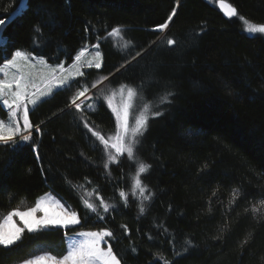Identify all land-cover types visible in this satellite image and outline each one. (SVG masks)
<instances>
[{
    "label": "trees",
    "instance_id": "obj_1",
    "mask_svg": "<svg viewBox=\"0 0 264 264\" xmlns=\"http://www.w3.org/2000/svg\"><path fill=\"white\" fill-rule=\"evenodd\" d=\"M217 1L27 0L2 28L0 64L16 49L70 62L84 44L99 43L102 67L85 69L30 111L41 127L32 141L0 143V216L49 190L81 218L68 230L25 231L17 246L0 248V264L19 261L37 245L61 252L65 231L104 228L114 233L106 239L121 264H264V36L245 34L238 19L264 23V0H223L237 10L233 17ZM19 2L0 0V20ZM173 8L170 26L153 31ZM116 26L122 42L106 35ZM168 38L176 44L167 45ZM103 76L108 80L91 88ZM121 83L136 87L137 101L150 109L138 157L152 166L142 176L154 196L143 202V214L139 196L130 192L136 164L125 155L106 172L103 146L70 106L83 86L90 97H102ZM168 92L170 102L162 103ZM91 102L95 111L87 107ZM83 115L103 135L115 132L106 102L88 99ZM120 189L130 193L127 207ZM234 189L240 195L233 202ZM94 191L115 206L99 210L104 220L81 201Z\"/></svg>",
    "mask_w": 264,
    "mask_h": 264
},
{
    "label": "snow or ice",
    "instance_id": "obj_2",
    "mask_svg": "<svg viewBox=\"0 0 264 264\" xmlns=\"http://www.w3.org/2000/svg\"><path fill=\"white\" fill-rule=\"evenodd\" d=\"M220 5L226 8L227 16L233 17L238 15L237 10L230 5H225L223 0H220ZM176 11L177 9L173 8L172 13L169 14L167 19L163 23L157 24L153 31L158 30L164 32L170 26V22L173 21ZM240 19L244 20V17L241 16ZM7 23L8 21L6 20H0V28ZM245 24V30L248 32L264 33V23H249L245 20ZM36 31L39 32L40 29L37 27ZM121 33V27L116 26L106 35L111 37L114 34L119 35ZM166 42L169 46L176 44L174 38H168ZM127 46H132V41H127ZM93 47L97 49L95 52L96 59L94 67L100 69L102 67V56L99 51L100 45L97 43ZM84 50L81 49L75 56V62L69 67L68 74H65L63 61L55 66L47 65L44 57H33L30 53H26L23 50H16L12 54V58L6 60L4 66L0 67V73H3L4 76L3 79H0V110L7 108L10 115L8 126L5 125L3 120H0V143L18 147L20 142L32 141L33 132L41 133L40 125H33L30 121L29 114L32 109L29 106L34 108L42 102L43 97L51 96L54 90L70 86L76 77H83L85 73L81 71V68L93 67L92 62L76 63L81 61ZM139 55L140 53H136V56ZM135 58V56L132 57L133 60ZM33 60H38V63L48 68L49 71L42 75L34 72L19 71L20 65L18 62H25L27 67L34 69L36 64L32 63ZM125 63H130V61H125ZM9 67L18 70V73L13 74L10 79L8 78V73L5 72V68ZM72 68H75L74 74L71 71ZM37 75H40V79L43 81L42 86L36 83ZM109 75L112 74L110 73ZM107 80L108 76L100 77L91 85V88H98ZM89 91L90 89L87 86L78 89L70 100V106L81 113V120L84 121V127L103 146V151L107 154V159L103 164L106 172L110 169L111 164L119 166L125 155L131 163L136 164V173L132 177L130 192L132 196H139L141 200L139 212L143 214L146 211L143 202L153 200L154 196L142 176V174H148L152 166L143 162L138 157L139 147L142 143L141 138L148 129L149 115L146 113L150 111L149 105L147 103L144 104L143 110L135 117L134 126H131L129 121L133 111L132 101L138 95L136 87L121 83L109 94L102 97H89ZM172 95L173 93L170 92L165 93L161 97V102H170L168 98ZM117 96L120 98L119 103L116 102ZM90 98L106 102L108 108L111 109L115 118V133L113 135H103L102 130H99V126L90 125L88 118L83 115V102ZM87 107L93 111L96 110L95 104H88ZM162 115L163 113L160 111H151L152 117ZM21 119L23 121L22 125L19 123ZM32 147L35 150L37 146L33 145ZM129 194L124 189H120L118 193L125 207L129 206ZM239 195V190L234 189L233 202ZM81 201L84 207L92 213H95L100 220L106 218L100 214V209H103L104 213L115 211V206L107 203L98 191L86 193L85 196H81ZM95 201H98V204ZM260 204L264 205V201H261ZM258 211L259 209L254 205L252 207L253 214L255 215ZM38 212L43 213V215L37 216L36 213ZM13 217H19L22 226H17L13 221ZM80 224L81 218L77 211L71 210L70 207H65L59 200H56L50 194L46 193L44 197L36 200L33 207L23 211L16 208L9 211L3 217L2 221H0V248L9 250L17 246L22 242L25 231L28 233H36L50 228L68 230ZM121 227L125 233L128 231L126 225H121ZM77 236L80 238L77 239ZM65 238L68 240L67 250L62 255H55L45 251L40 254L31 255L21 260L19 264H121L120 259L117 258L110 244L107 247H101V243L106 242V238H114V233L107 228L100 229L99 231L81 232L73 236H69L68 232L65 231ZM186 245L189 247L192 246V241L187 240ZM189 247H186L184 250L188 251ZM131 251L136 252V248L133 247ZM164 264H174V261L170 262L165 259Z\"/></svg>",
    "mask_w": 264,
    "mask_h": 264
},
{
    "label": "rangeland",
    "instance_id": "obj_3",
    "mask_svg": "<svg viewBox=\"0 0 264 264\" xmlns=\"http://www.w3.org/2000/svg\"><path fill=\"white\" fill-rule=\"evenodd\" d=\"M238 19H239V21H240V24H241V28H242V31L245 33V34H247V35H262V36H264V33H251V32H248V31H246L245 30V28H246V24H245V20L247 21V22H249V23H252V22H250L249 20H247V19H245L244 18V20H241L240 19V17H238ZM117 41H123V39H122V37H121V34H119V35H116V34H114V35H112ZM97 43H94V44H84L83 46H81L78 50H77V52H76V54L74 55V57H73V60L72 61H70V62H65V61H63V60H60V61H57V62H49L44 56H40V55H36V54H33V53H30V52H28V51H25V50H23V49H16V50H23V51H25L26 53H30L33 57H44L45 58V61H46V64L47 65H51V66H55V65H57V64H60L62 61L64 62V69H65V74H68V69H69V67L71 66V65H73L74 64V62H75V56L81 51V49H85L84 50V52H83V55H82V57H81V61L80 62H76V63H88V62H92L93 63V67H94V63H95V52H96V50L97 49H95L94 47H93V45H96ZM15 50V51H16ZM15 51H13V53L15 52ZM99 51H100V49H99ZM101 52V51H100ZM12 53V54H13ZM101 56H102V54H101ZM12 58V55L8 58V59H11ZM8 59H6V60H8ZM6 60H4L1 64H0V67H3L4 66V64H5V62H6ZM19 63V65H20V67H19V71H23V72H34V73H38V74H46L48 71H49V69L48 68H46V67H44V66H42V65H40L39 63H38V60H33L32 61V63H34V64H36V67L34 68V69H32V68H29V67H27L26 66V63L25 62H18ZM101 63H102V60H101ZM85 69H87V67H84V68H81V71H84ZM71 71H72V73L74 74V72H75V68H72L71 69ZM5 72H7L8 73V78L10 79L12 76H13V74H17L18 73V70L17 69H15V68H11V67H9V68H5ZM4 78V76H3V73H0V79H3ZM77 78V77H76ZM75 78V79H76ZM74 79V80H75ZM73 82V81H72ZM36 83L38 84V85H41L42 86V83H43V81L40 79V75H37V78H36ZM65 87H67V86H65ZM58 90V89H57ZM54 91H56V90H54ZM111 91H109V93H110ZM108 93V94H109ZM105 95V94H104ZM125 95H126V93H125ZM88 96L90 97V91H89V93H88ZM45 98H47V97H43L42 98V100L43 99H45ZM93 101V100H92ZM87 102H88V99L87 100H85L84 102H83V106L84 105H86L87 104ZM116 102L117 103H119L120 102V98H119V96H117L116 97ZM94 102H91V104H93ZM132 104H133V111H132V114L130 115V125L131 126H134V123H135V117L136 116H138L139 114H140V112L143 110V107L140 105V103L137 101V99H136V97H134L133 98V101H132ZM31 109H33L32 108V106H29ZM111 110V109H110ZM147 114V113H146ZM9 112H8V110H7V108H3L2 110H0V120H3L4 122H5V125L6 126H8V122H9ZM19 123L22 125V123H23V121H22V119L19 121ZM115 133V132H114ZM113 133V134H114ZM112 134V135H113ZM114 151V150H113ZM50 194L53 198H55L56 200H59L62 204H64L65 205V207H70L69 205H67L66 203H64L59 197H57L54 193H52L51 191H49V190H47V191H45V192H43L42 194H40V195H38L32 202H29L28 204H21V205H19V206H16V207H13V208H11V209H9L7 212H5V213H3L1 216H0V221H2V219H3V217L4 216H6L7 215V213L9 212V211H11V210H13V209H16V208H19L20 210H26V209H28V208H31V207H33L34 205H35V202H36V200L38 199V198H41V197H44L45 196V194ZM70 209L71 210H73L71 207H70ZM36 215L37 216H40V215H43V213H40V212H38V213H36ZM13 221L17 224V226H22V223H21V221H20V218L19 217H13ZM86 231H99V230H95V229H84V230H79V231H77V232H75V233H73V234H70L69 236H73V235H75V234H78V233H81V232H86ZM80 237H78L77 236V239H79ZM67 243H68V240L66 239V238H64V245H63V248H62V251L61 252H52V251H50V250H48V249H46V248H44L43 246H41V245H37V246H35L34 248H32L22 259H20L19 261H16V262H14V263H11V264H19V262L21 261V260H23V259H25V258H28L29 256H31V255H36V254H40V253H42V252H45V251H47V252H51L52 254H55V255H62L66 250H67ZM108 246V242H107V239H106V242H102L101 243V247H107Z\"/></svg>",
    "mask_w": 264,
    "mask_h": 264
},
{
    "label": "water",
    "instance_id": "obj_4",
    "mask_svg": "<svg viewBox=\"0 0 264 264\" xmlns=\"http://www.w3.org/2000/svg\"><path fill=\"white\" fill-rule=\"evenodd\" d=\"M26 2H27V0H20V2H19V5L17 6V8L7 17V18H5L4 20H6V21H10L12 18H14L17 14H19L20 13V11L24 8V6L26 5ZM224 2V4L225 5H229L228 3H226L225 1H223ZM216 7L220 10V11H222V13L224 14V15H226V8H224V7H221V5H220V0L219 1H217V3H216ZM227 16V15H226ZM4 27V26H3ZM2 27V28H3ZM2 28H0V41H1V31H2Z\"/></svg>",
    "mask_w": 264,
    "mask_h": 264
}]
</instances>
